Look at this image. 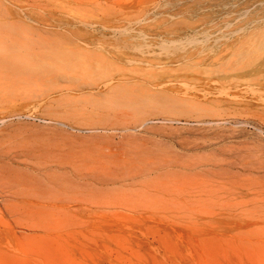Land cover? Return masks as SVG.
I'll return each instance as SVG.
<instances>
[{
  "label": "rangeland",
  "instance_id": "rangeland-1",
  "mask_svg": "<svg viewBox=\"0 0 264 264\" xmlns=\"http://www.w3.org/2000/svg\"><path fill=\"white\" fill-rule=\"evenodd\" d=\"M38 3L0 0V264H264V27L205 38L264 0H82L84 71L23 41Z\"/></svg>",
  "mask_w": 264,
  "mask_h": 264
},
{
  "label": "bare ground",
  "instance_id": "bare-ground-1",
  "mask_svg": "<svg viewBox=\"0 0 264 264\" xmlns=\"http://www.w3.org/2000/svg\"><path fill=\"white\" fill-rule=\"evenodd\" d=\"M57 1L58 2L47 0L43 3L44 0H39L38 8L35 10V17L29 20H27L29 17L25 19L31 22L32 25L29 32H24L27 36L25 35L26 38H24L23 41L32 46L35 51L36 60L51 62L49 64L71 63L78 67L80 66L79 68L83 71L86 70L85 68L87 66H92V68L88 69L92 70L102 65L104 63L103 58H105V50L97 45V43L88 42L89 44H87L84 42L81 38L80 27H77L70 15L71 10L80 5L79 3H81L82 0H61L62 3H60L59 0ZM139 1L142 0H137V2ZM106 5L114 9L116 8V0H104V3L100 5L102 13L105 12L104 8ZM260 5L261 3H253L250 7L242 8L237 12L227 13L220 20L207 23L205 27V38L210 39L207 35H217V32L229 34L232 31L242 28L264 27V20L261 22L257 21L259 19L258 14L264 12V9L260 7ZM22 15L24 17L25 14ZM113 15L115 16L118 14L114 13ZM84 21L90 22L89 19H85ZM250 22L252 23L249 24ZM3 23L4 25L6 24L5 22ZM224 30H227V32ZM2 31L7 33L2 39L9 42L16 41L11 33L13 31L12 29L7 28ZM108 33L112 37L125 35L122 31L116 33V30H109ZM227 39L229 38H226V40ZM170 47L171 49H182L183 45L178 42H173L169 45V49ZM6 52L7 51L3 48L0 49V55H6ZM158 59H162V57ZM168 59H175V57H168ZM96 62L97 66H95ZM100 62H102V64Z\"/></svg>",
  "mask_w": 264,
  "mask_h": 264
}]
</instances>
